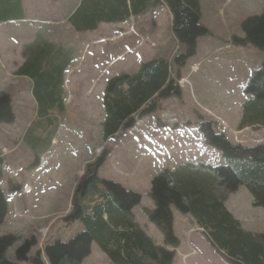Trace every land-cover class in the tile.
Returning a JSON list of instances; mask_svg holds the SVG:
<instances>
[{"label": "rangeland", "instance_id": "1", "mask_svg": "<svg viewBox=\"0 0 264 264\" xmlns=\"http://www.w3.org/2000/svg\"><path fill=\"white\" fill-rule=\"evenodd\" d=\"M23 1L25 25H8L12 21L0 27V93L11 99L13 113L12 123L0 124V191L8 202L0 236L13 234L19 239L5 251V259L29 264L16 261V249L27 240L34 245L26 257L40 252L48 264L43 248L56 240L68 241L83 229L78 222L67 224L64 217L86 164L99 156L104 161L97 176L138 193L140 202L132 209L135 222L156 245L171 249L145 217V209H153L150 182L164 168L174 172L183 165L197 168L201 163H224L217 150L204 144L198 124L213 123L214 131L226 132L231 142L246 147L264 144V126L239 127L241 105L250 98L244 87L264 61V52L234 42L244 37L242 22L262 13L264 0H200L199 23L209 34L196 40L195 55L180 71L182 100L161 102L159 111L104 142L101 96L106 81L119 73H135L140 63L171 59L184 50L174 41L166 6L150 5L144 15L115 25L112 36L119 32L118 41L112 43L108 42L111 26L107 23L103 29L109 36L101 39L94 38L98 32L83 34L69 26L65 16L75 0ZM37 39L72 54L63 82L66 112L49 150L42 155L32 151L24 139L35 119L36 104L30 80L17 74L24 61V46ZM226 195L224 203L235 211L244 230L264 232V209L252 206L245 187ZM183 217L175 224L181 246L173 252L172 264H229L202 233H183L195 226L194 219ZM191 247L197 254L189 260L184 253ZM106 257L92 244L91 254L81 264H111Z\"/></svg>", "mask_w": 264, "mask_h": 264}, {"label": "trees", "instance_id": "2", "mask_svg": "<svg viewBox=\"0 0 264 264\" xmlns=\"http://www.w3.org/2000/svg\"><path fill=\"white\" fill-rule=\"evenodd\" d=\"M160 1L169 11L171 32L183 53L175 55L171 62L162 57L153 59L140 64L135 73H120L106 81L101 96L103 142L159 111L161 102L182 100L180 70L195 55L196 40L209 31L199 23L198 0H82L66 19L75 31L94 30L100 22H123L129 16L143 14L147 6ZM16 19H22L21 0H0V22ZM241 29L244 37L234 38V42L264 52V10L260 15L247 17ZM23 53L24 61L17 74L30 80L36 104L35 119L24 139L32 151L42 155L51 146L66 112L63 82L72 54L60 45L38 39L25 45ZM244 94L250 98L241 105L239 127L264 126V61L253 71ZM10 104L9 96L0 93V124L13 122ZM198 126L204 144L217 150L224 163H201L197 168L183 165L174 172L165 168L150 182L149 197L154 208L145 209V216L163 234L170 250L156 245L135 222L132 209L139 204L140 195L97 176L104 161L99 156L86 164L73 190L70 211L64 217L67 224L78 222L83 229L68 241L56 240L46 245L42 253L48 264H81L92 243L111 264H172L173 252L179 246L173 230L172 206L195 220L229 264H264V232L244 230L224 205L226 194L243 186L252 196V206L264 209V144L234 145L222 132L213 130V123L200 122ZM7 207L0 191V225ZM17 241L13 234L0 236V264H15L4 256ZM33 245L25 240L16 249V261L47 264L40 252L26 257Z\"/></svg>", "mask_w": 264, "mask_h": 264}, {"label": "crops", "instance_id": "3", "mask_svg": "<svg viewBox=\"0 0 264 264\" xmlns=\"http://www.w3.org/2000/svg\"><path fill=\"white\" fill-rule=\"evenodd\" d=\"M48 1V0H47ZM81 1L82 0H75V3L72 5V9L68 12V14L65 16L66 18L80 5V3H81ZM21 3H22V8H23V10H24V13L26 14V11H27V8H25V4H24V1L23 0H21ZM198 3H199V7H200V0H198ZM32 5V4H31ZM148 7V6H147ZM132 18H134V17H132ZM27 20V18H26V16H24V19H21V20H14L15 22H12V20H9V22H4V23H10V22H12V23H10V24H8V25H12V24H15V26H17L18 24H21V26H24L25 24V22L24 21H26ZM105 22H100L98 25H97V27L94 29V30H88V31H85V30H83V31H81V33H89V34H91V33H96V32H98V34L96 35V36H94V38L95 39H101V38H103V37H108L109 36V34L108 33H105L104 32V29H103V26H105L106 24H104ZM110 26H111V35H110V40L108 41V42H112V43H115V42H117L118 41V39H116L117 38V36H118V34H119V32L115 35V36H112V35H114L115 33H116V31L113 29L114 27H115V25L117 26V25H120V23H108ZM121 24H124V23H121ZM0 27H3V25H2V23L0 24ZM115 37V38H114ZM102 43H104V42H102ZM102 43H100V44H102ZM122 55V53L120 54V56ZM175 56V55H174ZM173 56V57H174ZM172 57V58H173ZM141 64V63H140ZM225 135H226V132H225ZM229 140V139H228ZM231 140V139H230ZM229 140V141H230ZM231 141H233V140H231ZM230 141V142H231ZM235 144V143H234ZM226 203V202H225ZM224 203V205H225V208L228 210V212L234 217V218H236V220H238L239 222H240V219H238L237 218V216H236V214H235V211L233 210V209H230V208H227V206H226V204ZM132 214H133V216L134 217H136V215H135V213H134V211L132 210ZM172 216H173V227H174V232L175 233H177L176 232V226H175V224L176 223H179V220H180V216L181 215H179V214H177L174 210L172 211ZM183 218H185V217H183ZM135 221L137 222V220H136V218H135ZM138 223V222H137ZM183 233H186V231L185 232H183ZM189 233H191V232H189ZM187 236L188 235H185V237L187 238ZM191 250H195V248L194 247H191ZM191 250L189 251V252H187V253H184V255H186L187 256V258L189 259V258H191L192 256H193V253L191 252ZM195 252H196V254H197V251L195 250ZM91 254V253H90ZM182 255V254H181ZM85 259H88V257H86ZM191 264V263H190Z\"/></svg>", "mask_w": 264, "mask_h": 264}]
</instances>
